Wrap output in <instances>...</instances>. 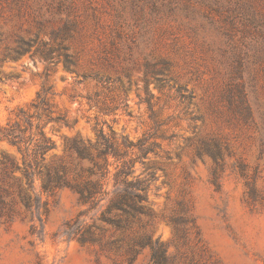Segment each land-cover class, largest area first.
Returning a JSON list of instances; mask_svg holds the SVG:
<instances>
[{
  "label": "rangeland",
  "instance_id": "374dc122",
  "mask_svg": "<svg viewBox=\"0 0 264 264\" xmlns=\"http://www.w3.org/2000/svg\"><path fill=\"white\" fill-rule=\"evenodd\" d=\"M19 40L28 50L4 56ZM48 86L67 125L44 126L54 143L45 164L75 165L70 142L93 143L99 128L158 145L143 164L136 148L108 158L102 199L81 219L112 198L121 160L132 161L127 179L151 164L157 180L150 214L129 229L106 225L105 239L149 234L162 264H264V0H0V128L32 113ZM24 158L0 139V264H151L149 245L131 255L67 240L64 223L85 208L69 188L48 192L36 176L41 203L25 208L15 193Z\"/></svg>",
  "mask_w": 264,
  "mask_h": 264
},
{
  "label": "trees",
  "instance_id": "16d2710c",
  "mask_svg": "<svg viewBox=\"0 0 264 264\" xmlns=\"http://www.w3.org/2000/svg\"><path fill=\"white\" fill-rule=\"evenodd\" d=\"M28 46V41L19 40L15 47L6 49L4 56L16 58L27 51ZM62 48L65 49V47ZM42 56L47 62L52 59L50 50L42 53ZM62 56L66 67L74 63L67 52H63ZM17 79V76L4 75L5 81ZM50 88L51 86L42 87L36 94L35 101L31 103L34 108L32 113L19 109L18 119L0 128V139H5L16 145L27 156L22 162V180H17L15 193L18 200L27 209L32 206L39 207L40 197L34 188L36 176L41 177V187L48 192L64 187L69 188L77 193L79 201L85 205V208L80 210L73 224L68 221L64 223V226L69 229L64 228L61 232L67 240L75 239L81 243H98L103 247L114 249L123 248L131 255L137 253L141 247L149 245L152 250L151 264L164 263L166 257L163 244L159 242L158 238L152 240L149 234L128 240L123 236L105 239L106 225L113 226L118 230H125L131 228L133 223L140 219L141 214H150L147 206V189L152 182L157 180L153 165L147 164L141 177L127 179L133 172L132 161L121 160V164L114 174L112 198L100 210L98 217H95L94 214L90 215L91 222L81 219V215L94 208L102 199L109 157L119 160L126 154L127 148H136L135 159L140 160L143 164L147 153H155V148L158 145L155 142L147 143V136L134 142L125 135H116L110 128L107 131L99 128L93 143H86L75 138L70 142L68 148L71 150V155H74V159H76L75 165L72 162L66 163L64 161H60L56 165L45 164L44 155L54 147V143L50 137L45 135L44 126L48 122H62L67 125L61 114L53 115V111L47 103L45 94L50 91ZM35 119L38 122L34 123ZM32 128L35 130L34 133L30 132ZM91 151L93 152L91 153ZM83 159L91 160L92 165L84 169L81 164ZM84 171L93 177L83 178ZM29 191L34 192V194L31 196ZM5 192H7L6 189L0 186V203L5 202L3 195ZM97 195L99 198H96ZM96 220L100 221L101 224H96Z\"/></svg>",
  "mask_w": 264,
  "mask_h": 264
}]
</instances>
